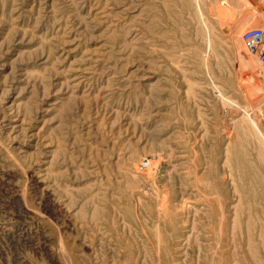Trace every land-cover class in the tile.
<instances>
[{"label": "rangeland", "instance_id": "374dc122", "mask_svg": "<svg viewBox=\"0 0 264 264\" xmlns=\"http://www.w3.org/2000/svg\"><path fill=\"white\" fill-rule=\"evenodd\" d=\"M257 28L264 0H0V264H264Z\"/></svg>", "mask_w": 264, "mask_h": 264}, {"label": "built area", "instance_id": "2783aa9c", "mask_svg": "<svg viewBox=\"0 0 264 264\" xmlns=\"http://www.w3.org/2000/svg\"><path fill=\"white\" fill-rule=\"evenodd\" d=\"M243 39L250 45L252 54L264 64V30L258 28L248 30L243 34Z\"/></svg>", "mask_w": 264, "mask_h": 264}, {"label": "bare ground", "instance_id": "6f19581e", "mask_svg": "<svg viewBox=\"0 0 264 264\" xmlns=\"http://www.w3.org/2000/svg\"><path fill=\"white\" fill-rule=\"evenodd\" d=\"M216 89H217V91H218V94H219V96H220V98H221V101H223V102H228L229 101V99L222 93V91H221V89H220V87H216ZM241 109H243L242 107H240ZM240 109V110H241ZM244 111L243 112H245L244 114H242L243 115V117L241 118V119H243L244 120V118H246L245 120L247 121V123L249 124V125H251L256 131H257V133L259 134V136L262 138V141L264 142V133H263V131L260 129V127H259V124H258V122H257V120H255L254 119V117L250 114V113H248L245 109H243ZM241 117V116H240ZM190 193V192H189ZM198 211V209H196V212ZM161 213V212H160ZM165 214V213H164ZM197 214V213H196ZM160 216V215H159ZM162 216V215H161ZM236 216V215H235ZM234 216V217H235ZM233 217V218H234ZM237 217V216H236ZM236 217H235V220H236ZM194 218V217H193ZM225 219V218H224ZM159 220V219H158ZM222 220V219H221ZM197 221V220H196ZM185 222H186V220H185ZM195 224H196V222H194ZM194 223H193V225H194ZM192 225V226H193ZM157 227V226H156ZM193 228V227H192ZM191 228V229H192ZM194 228H196V227H194ZM156 229V228H155ZM161 230V229H160ZM193 231V230H192ZM195 231L196 230H194V232L193 233H195ZM199 231V230H198ZM144 232V231H143ZM197 233V232H196ZM199 233V232H198ZM157 234V233H156ZM190 235V234H189ZM193 235V234H192ZM199 235V234H198ZM197 235V236H198ZM188 237V236H187ZM190 237V236H189ZM192 237V236H191ZM190 237V238H191ZM160 238V237H159ZM151 239H153V238H151ZM157 239V238H156ZM179 239V238H178ZM193 240V239H192ZM161 241V240H160ZM176 241H178V240H176ZM181 241V240H180ZM188 241H189V239H188ZM191 242V241H190ZM199 242V241H198ZM192 243V242H191ZM194 243V242H193ZM183 244H185V243H183ZM188 244V243H187ZM198 245V244H197ZM204 245V244H203ZM182 246V245H181ZM216 246V245H215ZM218 246V245H217ZM220 246V245H219ZM178 247V246H177ZM139 248V247H138ZM155 248H156V246H155ZM175 248V247H174ZM181 248V247H180ZM184 248V247H183ZM173 249V248H172ZM190 250V249H189ZM217 251H218V253L220 252V251H222V250H218V249H216ZM174 251V250H173ZM178 251H179V248H178ZM186 253V252H185ZM214 253V252H213ZM222 253H224V252H222ZM179 254V253H178ZM207 254H209V253H207ZM170 255V254H169ZM184 255V254H183ZM196 255V254H195ZM149 256V255H148ZM177 256V255H176ZM182 255H180V257H181ZM186 256V255H185ZM218 257V256H217ZM216 256H215V258H217ZM229 257V256H228ZM140 258V257H139ZM157 258V257H156ZM189 258V257H188ZM219 259V258H218ZM184 260V259H183ZM182 260V261H183ZM187 260V259H186ZM185 260V261H186ZM199 260V259H198ZM207 260V259H206ZM205 260V261H206ZM134 261V260H133ZM145 261V260H144ZM181 261V260H180ZM194 261V260H193ZM223 261V260H222ZM221 261V262H222ZM170 262H171V260H170ZM200 262V261H199ZM202 262V261H201ZM226 262V261H225ZM224 261H223V263L222 264H224L225 263ZM172 263V262H171ZM204 263V262H203ZM228 263H229V261H228ZM178 264H181V263H178ZM183 264V263H182ZM227 264V263H226ZM234 264V263H233Z\"/></svg>", "mask_w": 264, "mask_h": 264}]
</instances>
